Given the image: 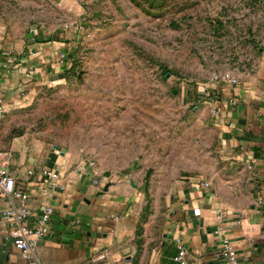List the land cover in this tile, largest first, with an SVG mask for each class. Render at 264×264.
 Returning a JSON list of instances; mask_svg holds the SVG:
<instances>
[{"label":"rangeland","instance_id":"374dc122","mask_svg":"<svg viewBox=\"0 0 264 264\" xmlns=\"http://www.w3.org/2000/svg\"><path fill=\"white\" fill-rule=\"evenodd\" d=\"M54 40L56 74L4 107L0 148L26 164L95 159L129 227L107 264H150L178 182L230 180L207 101L217 73L262 72L264 0H0L1 55Z\"/></svg>","mask_w":264,"mask_h":264},{"label":"crops","instance_id":"0c3cea01","mask_svg":"<svg viewBox=\"0 0 264 264\" xmlns=\"http://www.w3.org/2000/svg\"><path fill=\"white\" fill-rule=\"evenodd\" d=\"M62 42H37L24 56L0 54L4 106L19 99L22 84L31 86L36 79L56 74L52 58L63 51ZM49 67L55 72L48 71ZM207 102L219 130L222 154L231 168V182L211 181L205 186L187 176L178 182L172 224L153 248L150 264H181V260L185 264H230L222 254L224 235L231 238L243 264H264V61L262 72L248 81L213 83ZM44 164L59 169L66 186L56 191L50 230L36 246L41 264L115 260L121 252L112 240L122 237L129 227L125 219L113 214L108 195L99 192L109 181L101 174L100 182L93 183L88 169H72L64 155L53 153ZM40 165L14 159L12 167L22 171ZM31 203L38 209L37 200ZM76 218L80 222L73 227ZM7 234L8 224L0 212V264H25ZM179 237L188 248L183 259L178 257ZM103 254L104 259L97 258Z\"/></svg>","mask_w":264,"mask_h":264},{"label":"built area","instance_id":"2783aa9c","mask_svg":"<svg viewBox=\"0 0 264 264\" xmlns=\"http://www.w3.org/2000/svg\"><path fill=\"white\" fill-rule=\"evenodd\" d=\"M216 79L229 82H239V77L229 72L217 73ZM3 97L0 96V113L5 110ZM15 155L10 148H0V212L1 217L8 224V238L13 246L20 252L25 264H41L36 246L40 238L46 235L51 227V219L55 211L53 197L56 191L65 188L63 173L52 166L26 167L20 171L19 166L12 167ZM86 169L93 183L100 182L101 170L95 159L90 158L85 162ZM200 185L209 186L211 181L205 176L194 177ZM38 201V209L32 206V201ZM80 222L79 218L72 221V226ZM179 244V258L188 251L186 245ZM222 254L230 264H243L231 238L224 235L221 242ZM92 264H102L94 262ZM181 264H185L181 260Z\"/></svg>","mask_w":264,"mask_h":264}]
</instances>
